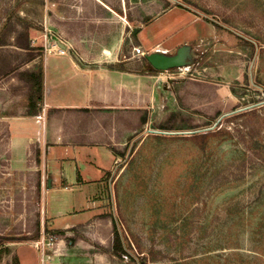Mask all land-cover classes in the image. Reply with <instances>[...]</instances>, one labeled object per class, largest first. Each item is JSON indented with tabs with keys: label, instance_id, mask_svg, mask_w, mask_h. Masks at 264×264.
Masks as SVG:
<instances>
[{
	"label": "rangeland",
	"instance_id": "1",
	"mask_svg": "<svg viewBox=\"0 0 264 264\" xmlns=\"http://www.w3.org/2000/svg\"><path fill=\"white\" fill-rule=\"evenodd\" d=\"M71 1L0 0V248L11 249L0 264L13 254L21 264H264V0H125L134 22L174 8L160 19L171 24L167 54L188 45L191 56L157 74L154 105L120 110L119 125L99 112L68 124L96 133L114 125L117 134L102 145L114 161L105 174L110 163L77 157L89 167L84 177L103 175L104 183L81 184L68 208L52 181L48 188L43 158L36 188L43 139L19 161L7 142L23 134L16 122L35 94L20 73L36 71L51 46L50 3ZM25 40L28 51L18 45ZM29 54L36 64L26 65ZM132 69L142 71L136 58ZM170 113L184 120L160 129ZM114 229L123 251L113 246Z\"/></svg>",
	"mask_w": 264,
	"mask_h": 264
},
{
	"label": "crops",
	"instance_id": "2",
	"mask_svg": "<svg viewBox=\"0 0 264 264\" xmlns=\"http://www.w3.org/2000/svg\"><path fill=\"white\" fill-rule=\"evenodd\" d=\"M119 1L117 8L110 0H75L63 5L50 3L45 23L52 42L42 57L43 98L37 103L41 110L33 115L25 114V101L21 121L16 122H22L23 134L10 137L7 142L12 158L19 161L26 155L34 139H43L42 145L38 143V148L42 151L41 158L48 172L53 174L47 179L48 188L52 186L62 192L60 199L68 208L75 207L70 205L69 193H73L81 184L103 177L96 180L89 175L84 177L81 171L87 170L85 172L88 173L89 167L77 157L81 153L85 158L97 156L105 164L110 163L107 168H101L103 173L110 169L114 162L112 152L102 145L114 143L117 134L113 127L115 123H120L119 111L131 112L139 105H154V80L161 78V75L145 71L144 55L155 51L167 53L172 47L166 45L173 35L169 34L171 24L160 19L174 8L160 9L146 23L142 20L134 22L132 11L127 13L125 10V0ZM128 1L132 6V0ZM59 41L68 45L73 54L67 51L59 53L56 45ZM136 46L141 47L143 56L132 55V48ZM133 58L142 65V71L132 69ZM35 59L26 61V65L36 64ZM25 70L33 71L29 67ZM25 87L30 90V83H25ZM27 94L26 100L30 93ZM98 112L107 113L108 122L114 124L108 128V133L82 131L79 128L73 130L68 125L75 122L82 126L88 119L87 115ZM142 117H145L146 124V115ZM141 118L139 126L144 125L140 123ZM89 163L95 165L93 161ZM77 171L80 182L76 181ZM57 172L61 174L60 179L54 176ZM57 180L62 182L58 186ZM52 200L48 212L53 208ZM74 218H78L77 214L69 216L70 220Z\"/></svg>",
	"mask_w": 264,
	"mask_h": 264
},
{
	"label": "trees",
	"instance_id": "3",
	"mask_svg": "<svg viewBox=\"0 0 264 264\" xmlns=\"http://www.w3.org/2000/svg\"><path fill=\"white\" fill-rule=\"evenodd\" d=\"M19 47L23 50L28 51L29 47L28 44L25 40V42L18 43ZM36 58V55L29 54L26 61H30L32 59ZM143 64L145 71L149 73H161L160 71L154 70L148 62L143 59ZM22 78H25L27 82L30 83V89H34L35 94H30L27 98V104H26V113L27 115H33L36 114L37 112H40V107H37V103L42 101L43 98V69L42 66L40 65L36 71H31V72H22L20 73ZM184 120L182 115L177 114V113H170L165 121L160 125V129L162 130H171V129H176L177 127L174 126V123L177 121H182ZM145 122V117L141 118V124H144ZM41 156H42V151L40 148L35 149L34 151V162L36 166L39 168L38 173H37V182H36V188L40 192L41 189ZM76 179L78 182H80V175L79 171L76 173ZM109 216V213L106 214V216ZM38 228H39V223H38ZM49 228V227H48ZM113 246L117 250L123 251V248L121 246V241H120V236L119 233L117 232L116 229H114V238H113ZM11 249L9 247H2L0 248V260L3 255H8L10 254ZM7 264H21L18 256L16 254H13L10 262Z\"/></svg>",
	"mask_w": 264,
	"mask_h": 264
},
{
	"label": "water",
	"instance_id": "4",
	"mask_svg": "<svg viewBox=\"0 0 264 264\" xmlns=\"http://www.w3.org/2000/svg\"><path fill=\"white\" fill-rule=\"evenodd\" d=\"M56 45L60 50L73 54L72 49L65 43L59 41ZM190 56V47L188 45H182L173 54L155 51L144 55V59L154 70L165 72L185 67L189 63Z\"/></svg>",
	"mask_w": 264,
	"mask_h": 264
},
{
	"label": "built area",
	"instance_id": "5",
	"mask_svg": "<svg viewBox=\"0 0 264 264\" xmlns=\"http://www.w3.org/2000/svg\"><path fill=\"white\" fill-rule=\"evenodd\" d=\"M59 49V48H58ZM144 52L141 50V47L136 46L132 48V55L135 57L143 56Z\"/></svg>",
	"mask_w": 264,
	"mask_h": 264
},
{
	"label": "bare ground",
	"instance_id": "6",
	"mask_svg": "<svg viewBox=\"0 0 264 264\" xmlns=\"http://www.w3.org/2000/svg\"><path fill=\"white\" fill-rule=\"evenodd\" d=\"M59 52H60V53H64V51H62V50H60V49H59Z\"/></svg>",
	"mask_w": 264,
	"mask_h": 264
}]
</instances>
